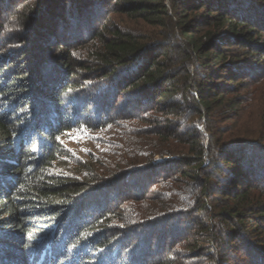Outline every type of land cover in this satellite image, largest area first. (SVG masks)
Masks as SVG:
<instances>
[{"label": "trees", "instance_id": "obj_1", "mask_svg": "<svg viewBox=\"0 0 264 264\" xmlns=\"http://www.w3.org/2000/svg\"><path fill=\"white\" fill-rule=\"evenodd\" d=\"M0 264H264V0H0Z\"/></svg>", "mask_w": 264, "mask_h": 264}, {"label": "rangeland", "instance_id": "obj_2", "mask_svg": "<svg viewBox=\"0 0 264 264\" xmlns=\"http://www.w3.org/2000/svg\"><path fill=\"white\" fill-rule=\"evenodd\" d=\"M166 4L171 11L169 1H167ZM113 16L116 18L115 21L117 24L125 27L132 26L133 29H137L144 38L151 37V39L161 40L166 35L174 36V28L172 24H168V26L163 28H152L142 24V22H138L140 24H137L136 22H129L127 19H125L124 15L115 14ZM122 19H124V22ZM176 35L180 37L178 33H176ZM82 132L83 133H81V131L68 132L65 137L62 138V142L67 148L74 152L75 156L85 160L89 154H97L98 147H100L99 143L97 142L99 137H103L104 140H107L108 137L104 136L103 130H96L95 132Z\"/></svg>", "mask_w": 264, "mask_h": 264}]
</instances>
